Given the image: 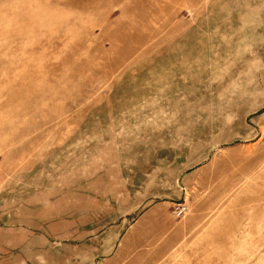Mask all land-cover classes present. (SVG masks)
Segmentation results:
<instances>
[{
	"label": "rangeland",
	"instance_id": "1",
	"mask_svg": "<svg viewBox=\"0 0 264 264\" xmlns=\"http://www.w3.org/2000/svg\"><path fill=\"white\" fill-rule=\"evenodd\" d=\"M0 264H264V0H0Z\"/></svg>",
	"mask_w": 264,
	"mask_h": 264
}]
</instances>
